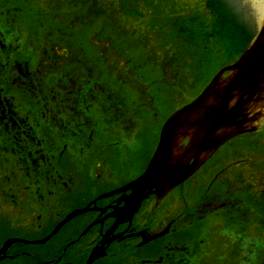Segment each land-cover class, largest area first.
Segmentation results:
<instances>
[{"label":"flooded vegetation","instance_id":"1","mask_svg":"<svg viewBox=\"0 0 264 264\" xmlns=\"http://www.w3.org/2000/svg\"><path fill=\"white\" fill-rule=\"evenodd\" d=\"M120 5L0 0V157L7 159L0 163L8 168L37 154L33 148L43 151L17 211L6 209L7 197L0 199V264H85L93 249L104 254L90 264H193L201 255L195 242L189 249L182 244L183 233L193 229L191 219L218 204L228 207L227 214L244 213L235 209L247 200L248 186L233 172L235 162L225 163L233 152L222 146L182 183L147 194L132 215L123 211L162 123L183 104L167 113L172 105L160 100L166 93L159 78L138 74L141 81H135L133 51L119 41L132 27ZM107 52L125 54L123 66H106ZM152 111L160 112L155 126ZM213 173L221 176L218 184L211 182ZM3 190L0 185V194L8 195ZM232 233L241 234L239 243L247 241L242 229ZM253 239L248 243L263 248V239Z\"/></svg>","mask_w":264,"mask_h":264},{"label":"rangeland","instance_id":"2","mask_svg":"<svg viewBox=\"0 0 264 264\" xmlns=\"http://www.w3.org/2000/svg\"><path fill=\"white\" fill-rule=\"evenodd\" d=\"M87 1L90 3L95 0ZM98 1L103 2L105 9L108 6L111 7V2L114 0ZM117 1L124 4V11L121 12L129 14L126 16L128 19L123 18L124 22L131 23V26L134 28V32L129 31L128 33H124L126 35L134 33V35L127 36L125 39L121 36L119 37L120 42L124 44L122 49L133 51L131 55L134 56V65L136 67L134 79L135 81H141L138 74L141 77L148 75L151 79L154 76L159 78V84L161 83V86L164 85V93H166L160 100L164 101V104L167 102L168 106L172 105L167 108V113L174 106L178 107L177 105L184 104L193 99L222 66L236 60L235 50H233L234 43L231 25L227 23L232 18V10L219 9V12L221 11L224 14L222 15L226 20L224 21L221 17L217 18V15H213L211 9L205 10L204 5L200 2L202 0H182L186 5L191 4L193 7L192 11L186 9L184 12H181V15L184 17L194 16V18H189L188 21H185L186 18L182 16L174 17V10L177 7L174 6L173 0ZM40 2L46 5V0H40ZM128 4L133 5V7H130ZM178 4L179 0H177V6ZM154 7L170 11H165L166 14L164 15L158 13L157 8L155 9ZM178 18H180V22L174 20ZM126 23L122 27L124 31L130 28ZM173 23L183 28H191L193 25L197 27L192 29L194 31L193 34L185 33L178 35L176 27H171ZM199 27L203 29L198 31ZM195 32L201 35L200 39L204 38V43L197 42L196 37H194ZM138 38L142 43H148V48H150L148 51L149 56H152L163 67L156 66L157 64L154 61H144L145 63H143L144 51L146 50L142 45L137 43L136 40ZM116 43L118 41H115ZM110 46L112 45L110 44ZM224 46L230 47H227V52H214L213 48L220 49L225 48ZM166 57L168 60L163 63ZM103 58L106 62L105 65H111V68L117 64L122 65L124 60H126L125 54L122 56L114 52L105 53ZM137 67H140V69L138 70ZM155 68H162L163 72ZM156 96L154 95L155 98ZM162 112L164 114L165 111ZM21 114L25 116L22 111ZM150 115L149 118L152 121V126H155L159 119L161 120L160 112L156 111L155 116L154 111H152ZM259 125L256 132L246 136H237L231 140L233 147L231 151L233 153L225 160V163L235 162L237 166L233 172L241 174L243 182L248 186L247 201H244L245 198L242 196L236 197L240 202H244L239 203L238 208L235 210H241L244 213L227 214L228 207L220 208L222 204H219L217 208L220 209L216 208L209 214L205 213L199 219H191L192 223H195L193 235L199 242L196 251L199 254L204 249L206 250L203 264H244L242 258L247 254L248 264H264V246L261 249H257L248 243L253 237H255L253 240H257V242L262 241V239L264 240V234L261 233V231L264 232V220H259L260 217L254 213V210L258 209L264 215V115L260 117ZM37 130L36 126H34V130L32 129L35 135L38 133ZM2 152L0 150V155ZM33 152L37 154L31 153L27 156L28 160L23 155L24 163L21 162L18 165L10 164L8 168H6V163L5 166L0 163V185L6 191V194H8H0V199L7 197V210L13 206L17 211L21 201H25V190L31 184L33 174L37 171L35 167L39 163H37V159L40 158L41 160L43 156L42 150L37 149L36 151L33 148ZM45 155L47 156L46 153ZM11 156L13 155L11 154ZM3 159L7 161L6 158ZM220 180L221 176L216 178L214 173L211 175V182L214 181L218 184ZM171 197L173 195H169V198ZM12 198L15 199V203L12 202ZM3 211L5 212V210ZM2 217L3 214L0 212V219ZM261 222L263 223L261 224ZM256 228H258V232ZM239 229L245 232L244 234L242 233V238H247V241L242 243L237 241L241 237V234L234 235L232 231H238ZM256 232L262 239L258 238ZM249 234H252L251 239Z\"/></svg>","mask_w":264,"mask_h":264},{"label":"water","instance_id":"3","mask_svg":"<svg viewBox=\"0 0 264 264\" xmlns=\"http://www.w3.org/2000/svg\"><path fill=\"white\" fill-rule=\"evenodd\" d=\"M242 3L248 4L250 17L241 7L232 10V16L239 15L238 19L244 23H230L234 48L245 45L254 25L252 40L239 58L235 50L238 59L223 67L196 99L166 120L148 168L130 185L132 193L124 209L127 214L137 210L150 189H170L191 174L218 145L237 133L253 129L251 122L243 119L249 110L254 112L255 119L264 115V0H242ZM225 71L228 74L224 75ZM186 137L189 143L175 148ZM191 158L194 160L190 163ZM97 256L93 250L88 262Z\"/></svg>","mask_w":264,"mask_h":264},{"label":"snow or ice","instance_id":"4","mask_svg":"<svg viewBox=\"0 0 264 264\" xmlns=\"http://www.w3.org/2000/svg\"><path fill=\"white\" fill-rule=\"evenodd\" d=\"M44 74H45V75L47 74V69L44 70Z\"/></svg>","mask_w":264,"mask_h":264},{"label":"bare ground","instance_id":"5","mask_svg":"<svg viewBox=\"0 0 264 264\" xmlns=\"http://www.w3.org/2000/svg\"><path fill=\"white\" fill-rule=\"evenodd\" d=\"M122 13H124V12H122ZM160 13H161V14H164V12H163V11H160ZM164 15H165V14H164ZM125 17H126V16H125Z\"/></svg>","mask_w":264,"mask_h":264},{"label":"trees","instance_id":"6","mask_svg":"<svg viewBox=\"0 0 264 264\" xmlns=\"http://www.w3.org/2000/svg\"><path fill=\"white\" fill-rule=\"evenodd\" d=\"M218 6V5H217Z\"/></svg>","mask_w":264,"mask_h":264}]
</instances>
